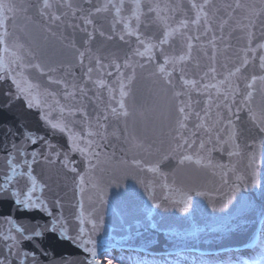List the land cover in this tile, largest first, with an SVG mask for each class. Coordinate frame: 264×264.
Listing matches in <instances>:
<instances>
[{
    "label": "water",
    "instance_id": "95a60500",
    "mask_svg": "<svg viewBox=\"0 0 264 264\" xmlns=\"http://www.w3.org/2000/svg\"><path fill=\"white\" fill-rule=\"evenodd\" d=\"M9 2L15 12L8 14V46L24 44L35 56L32 63L45 70L27 69L18 77L24 93L11 79L0 80V184L13 176L11 190L0 191V259L8 254L5 234L20 241L9 257L13 264H104V257L123 253L168 259L255 251L264 231V133L258 127L264 84L247 85L253 76H264V49L257 47L264 44V0H208L199 25L191 23L198 11L191 5L204 0H67L72 8L50 0L53 8L43 16L42 0ZM105 4L107 10L96 12ZM113 4L121 6L119 15ZM52 13H63L61 20L49 19ZM125 24L136 34L129 36ZM165 32L171 35L160 44ZM149 45L155 47L146 51ZM3 47L0 56L7 60ZM137 49L145 54L136 55ZM181 55L186 59L179 60ZM248 91L252 97L241 103ZM121 99L127 116L119 109ZM62 106L74 115L65 111L61 120ZM48 113L67 129H53L43 118ZM86 140L93 143L82 154L76 145L86 147ZM33 178V195L52 216L14 203L12 191L23 199ZM53 220L56 232L50 230ZM37 225L40 237L23 239L16 231L19 226L31 236ZM81 227L82 238L95 242V259L93 245L86 252L66 238L79 237Z\"/></svg>",
    "mask_w": 264,
    "mask_h": 264
},
{
    "label": "snow or ice",
    "instance_id": "6c2138e0",
    "mask_svg": "<svg viewBox=\"0 0 264 264\" xmlns=\"http://www.w3.org/2000/svg\"><path fill=\"white\" fill-rule=\"evenodd\" d=\"M64 3L66 4V6L68 8H72V5L70 3H67V0H64ZM208 3V0H204V5H197L196 3H193L191 5V7L193 9H198L196 17L194 20L191 21L192 24L195 25H199L200 21H201V16L203 13V8L204 6ZM112 7L115 8L116 14L119 15L120 11H121V6H117L115 4L111 5ZM59 7V6H58ZM109 7L108 4H105L103 6V8L101 7H97L95 10L96 12H101V11H105L107 10ZM135 7L137 9L140 8V4L137 2L135 3ZM237 7H240L239 4H237ZM53 8V3L50 2V0H42V5L40 7V14L43 16L46 13V10ZM150 11L154 10L152 8L149 9ZM15 12V6L9 2V0H0V45H3V51L8 53V59L6 60L5 57L0 56V80H4L6 78L11 79V83L12 85L15 86L17 92L20 93H24L27 90L21 86V80L18 79L19 76L22 75V73L27 70V69H34L39 71L41 74L44 73L45 70V66H43L41 63H32V60L35 59L34 54L31 52L30 49H28L24 44L19 43L17 41H13L11 47L8 46V41L7 38L9 36V33L7 31V20L10 18L8 16L9 13H14ZM63 13L57 15L55 13H52L49 16V19L53 20V21H59L61 20ZM207 23V21H205ZM85 23L91 24L92 20L91 19H87L85 21ZM187 22L186 21H182L181 24L185 25ZM125 28H128V35L132 36L135 35L136 33L133 32L127 24H125ZM175 31V30H173ZM171 35V32H165L164 33V39H162L160 41V44H164L167 42L168 37ZM249 37H251V33H249ZM121 40H124V36L121 35L120 36ZM137 39H139V37H137ZM251 42V41H250ZM140 43L143 44L144 41L140 40ZM152 47H155L154 45H149L147 50H150ZM189 50L191 49L192 45L189 44L188 45ZM258 48L260 49H264V44H259L257 45ZM251 51H255V49H250ZM145 53L140 52L138 49L136 51V55H140L143 56ZM81 56H83V53H81ZM186 57L181 55L179 57V60L183 61L185 60ZM260 61H261V67L264 68V55L260 56ZM165 63H168V61L166 60ZM245 63H247V60H245ZM13 65H15V67H13ZM117 67H119V65H117ZM210 71H215V69H211ZM240 69L237 68L236 72H239ZM88 72L91 73L92 69L89 68ZM159 72L161 74L165 73V67L162 65L159 68ZM168 75L170 76L171 73H168ZM230 75H234V73H231ZM49 79H51V77H49ZM257 81H259L261 84H264V76H260V77H256L253 76L251 78V82L248 83L247 87L249 89H253L256 84ZM25 83H27V81H24ZM54 83H61V81L57 80V81H53ZM102 83V82H100ZM170 83V81H169ZM223 83V82H221ZM184 84L188 85V84H195L194 81H189V80H184ZM33 87V85L29 84V88ZM38 87V86H37ZM209 87H216L215 84L213 85H204V88L207 89ZM81 91H83V89H81ZM31 94L29 93V96ZM48 95H51V93H49ZM66 95H70L67 94ZM127 93L124 91V85L121 84L120 86V96L123 98L124 96H126ZM177 96H180V93L177 92L176 93ZM253 93L252 91H248L247 95L244 97V100L241 101V103H244L246 100H249L252 97ZM27 98V97H26ZM36 104L39 105V100L37 99ZM59 102L57 101V104ZM27 106L29 108H32L33 105V100L29 99L28 100V104ZM119 109L123 110L122 114L127 116V111L125 110V103L123 102V99H121V101L119 102ZM65 111L68 112L69 115H74V113L72 112V110L70 108L66 109L65 107H60V116H61V120L64 117ZM113 114L117 113V108L113 107L111 109ZM185 106H180L178 108V112L179 114L182 116L183 120H187L188 116L185 114ZM251 112V110H250ZM199 116V114H197ZM53 129H59L61 132H64L67 129V124L66 123H62L60 121L57 122H53L50 119V113L45 114V116L43 117ZM105 119H107V117H105ZM253 119H255V117H253ZM229 123H231V121H229ZM180 127L183 128L185 127L184 123L181 122L180 123ZM259 127V131L264 133V120H261L258 124ZM100 128H103V125H100ZM94 135H99V132H92L89 131L88 132V136H94ZM29 139L32 140V143H36L37 142V138L34 137H29ZM75 143V142H74ZM92 141L91 140H86V147L80 148L78 145H76L77 149L83 154L85 152H88L89 148L92 146ZM13 147L15 148V145H13ZM204 145L201 144V148H203ZM233 153H230V155H232ZM32 157L35 159V157L37 156V153L33 152ZM184 159L186 160H190L192 159L191 156H185ZM200 161L197 160V163H199ZM8 164L11 167L13 173L15 172V166L13 164V159L11 158V153H9V159H8ZM31 167V165H29V168ZM75 168H72V171H75ZM152 171H155V169H150ZM254 175V174H253ZM13 179V176H7L5 179V182L3 184H0V191H10V187H9V182ZM239 179V178H238ZM84 182L83 177H81V183ZM36 191V182L35 179H32V184L31 187L28 188V190L23 193V199H20L19 196L21 195V193H18L16 191H12V195L16 196L17 198L15 199L14 203L17 205V207L21 210H36V211H41V212H47V214L49 216H52V212L48 210L45 202L41 199L35 198L34 197V193ZM9 224H12L13 221L11 219L8 220ZM56 223L57 221L53 220L50 226V230L52 232H56ZM81 224H83V221H81ZM92 228L95 229L96 228V224L94 222H92ZM16 231L19 232L21 234V236L23 237V239H33L36 237H40L42 235V230H41V226L37 225L36 229L33 230V234L31 236L25 235V229H23L22 227L17 226L16 227ZM80 236L79 237H66L68 239H72L74 242L79 241V246L84 248V251L88 252L90 251V249L87 247V245L91 244L93 245V248L91 249V255L93 257V259H95L96 256V252L94 249V244L95 242L90 240V239H83V234H84V228L81 227L80 228ZM60 235H64V232L61 231ZM4 243V247L7 249L8 254L6 256H4L2 259H0V264H13V261L9 260V257L13 255L14 253V249H16L17 245L20 243V241L17 239L16 236L11 235V234H5L2 236ZM16 256H19L20 253L16 252L15 253ZM25 257H27V253H24ZM19 264H24V261H20ZM108 264H112L111 261L108 262ZM262 264H264V261H262Z\"/></svg>",
    "mask_w": 264,
    "mask_h": 264
},
{
    "label": "rangeland",
    "instance_id": "374dc122",
    "mask_svg": "<svg viewBox=\"0 0 264 264\" xmlns=\"http://www.w3.org/2000/svg\"><path fill=\"white\" fill-rule=\"evenodd\" d=\"M159 260L162 261H160L161 264H262V261H264V231L261 236L259 247H257V249L252 252H246L244 254L230 253L214 258H201L194 255H182L177 258ZM102 261L104 264H108L109 261H111L112 264H118L112 255L104 257Z\"/></svg>",
    "mask_w": 264,
    "mask_h": 264
},
{
    "label": "trees",
    "instance_id": "16d2710c",
    "mask_svg": "<svg viewBox=\"0 0 264 264\" xmlns=\"http://www.w3.org/2000/svg\"><path fill=\"white\" fill-rule=\"evenodd\" d=\"M112 257L118 264H161L159 259H152L150 257H146L138 254H120L115 255L112 254ZM202 258V257H201ZM153 261V262H152ZM162 262V261H161Z\"/></svg>",
    "mask_w": 264,
    "mask_h": 264
}]
</instances>
